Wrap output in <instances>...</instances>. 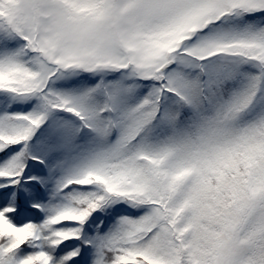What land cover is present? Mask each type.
Here are the masks:
<instances>
[{
  "label": "snow or ice",
  "instance_id": "1",
  "mask_svg": "<svg viewBox=\"0 0 264 264\" xmlns=\"http://www.w3.org/2000/svg\"><path fill=\"white\" fill-rule=\"evenodd\" d=\"M0 264H264V0H0Z\"/></svg>",
  "mask_w": 264,
  "mask_h": 264
}]
</instances>
